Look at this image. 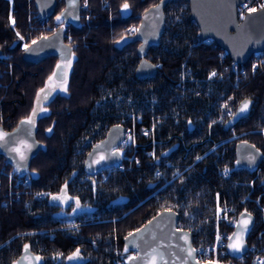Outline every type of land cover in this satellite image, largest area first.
I'll use <instances>...</instances> for the list:
<instances>
[{
    "label": "trees",
    "instance_id": "obj_1",
    "mask_svg": "<svg viewBox=\"0 0 264 264\" xmlns=\"http://www.w3.org/2000/svg\"><path fill=\"white\" fill-rule=\"evenodd\" d=\"M89 1L90 18L66 29L74 46L67 91L58 88L41 103L47 111H40L36 124L43 147L27 172L30 187L2 205L9 178L1 174L0 264H15L25 245L39 264H127L133 253L124 250L125 235L166 208L179 213L177 225L191 231L196 247L213 241L218 205L237 215L251 212L247 242L264 243V158L252 169L236 164L240 140L264 155V55L256 66L250 59L234 67L215 40L199 37L189 0H169L160 40L146 54L157 71L140 77V41L126 28L138 25L159 0H108L106 7ZM63 6L59 0L55 14L43 20L35 0H13L12 7L0 0V124L6 129L31 115L58 63L55 55L25 60L17 32L27 44L49 34ZM245 97L254 101L251 113L227 127ZM116 123L135 138L120 147L123 168L87 174V152ZM5 164L0 153V168Z\"/></svg>",
    "mask_w": 264,
    "mask_h": 264
},
{
    "label": "water",
    "instance_id": "obj_2",
    "mask_svg": "<svg viewBox=\"0 0 264 264\" xmlns=\"http://www.w3.org/2000/svg\"><path fill=\"white\" fill-rule=\"evenodd\" d=\"M169 0H159L149 6L141 15V20L137 31L132 39L139 40L138 54L141 59L136 68V75L140 77L152 76L157 71L156 64L146 57L148 49L159 42L160 36L165 27L166 16L165 5ZM244 0H189L190 17L193 18L200 27L199 37L201 39L213 38L216 43L225 49L229 56L239 63L247 62L256 52L264 50V5L255 11H248L244 17L239 19L238 6ZM38 13L41 18H49L55 11L58 0H35ZM81 0H76L74 8L69 7L68 0H64L66 9L63 21L67 24L78 26L81 19ZM160 5L157 10L154 6ZM53 33H57L53 35ZM65 27L58 26L49 34L36 38V44L30 42L29 50L23 51V58L27 61L40 62L44 58L55 55L58 63L66 65L73 59V47L65 39ZM42 36H47V40H41ZM34 41V40H33ZM0 47V56L2 55ZM56 64V66H57ZM54 71L58 76L54 79H67L69 68ZM53 71V72H54ZM63 72L61 76L60 73ZM250 101L248 108L241 112L243 101ZM254 101L249 97L243 98L235 112L229 117L225 125L231 127L241 118L249 116ZM37 115L34 117V126L21 124L19 122L11 129H6L0 124V130L10 135L4 141H0V153L5 157V161L12 165L18 173H27L32 159L42 149L43 144L37 137L38 126L36 120L40 114L39 105ZM32 114V113H31ZM125 136V126L121 123L113 124L109 127L106 135L99 142L95 143L86 154L84 170L89 174H95L104 168L113 166L121 161L122 153L119 146ZM21 142L29 147L24 149L26 159L21 160L19 155L13 151L21 146ZM97 145L100 147L97 148ZM91 154V155H90ZM103 157V159H101ZM263 152L253 143L247 140H240L236 143V164L239 167L252 169L258 166L263 160ZM244 214L243 216L241 214ZM250 215V219H249ZM179 213L171 208L160 210L144 224L133 229L124 237L125 247L134 251L128 264H217L215 261L201 262L196 258V251L192 240V233L189 229L178 227ZM151 221V223H149ZM242 221H248L246 228H250L255 216L249 211L239 213L234 230L227 242L229 255L237 256L246 251L247 235ZM141 229L142 231H137ZM238 233V237L234 236ZM127 237V239H125ZM187 240V243H186ZM242 243L241 251H234L229 245ZM194 250V251H193ZM27 257V259H25ZM35 253L28 247L20 253L15 264H39Z\"/></svg>",
    "mask_w": 264,
    "mask_h": 264
},
{
    "label": "built area",
    "instance_id": "obj_3",
    "mask_svg": "<svg viewBox=\"0 0 264 264\" xmlns=\"http://www.w3.org/2000/svg\"><path fill=\"white\" fill-rule=\"evenodd\" d=\"M12 6L13 0H9ZM89 0H87V4L85 5V0H81L80 8L82 17L85 20H88L92 15V9L89 4ZM102 6H108V0H101ZM264 5V0H244L239 6V16L242 17L246 12L250 11V9H258ZM10 20L12 22L13 18L10 15ZM84 21V20H83ZM82 22V19H81ZM137 28L136 24H130L127 26L126 31L128 35H133L135 32L129 31L130 29ZM26 43L23 39L22 47H24ZM264 51L256 52L252 55V63L256 66L263 59ZM231 63L234 67H237L240 64L237 60L232 59ZM188 71L187 73H189ZM187 75V74H186ZM185 75H182V79H185ZM148 132V131H147ZM133 135V134H132ZM148 154H153V150H149ZM130 159H135L136 163H139L138 158L133 156L129 157ZM132 159V160H133ZM117 166L123 168V164L119 162ZM7 173L9 178V189H8V197L4 196L1 204L6 205L9 203V200H18L22 197V193L24 189L30 187V181L27 174L18 173L11 165L6 163L0 168V177L1 174ZM102 172V171H101ZM157 174H161V170H156ZM96 175V174H95ZM88 176V175H87ZM86 176V177H87ZM3 189L1 180H0V190ZM45 194L44 191L39 193V196ZM264 212V209H263ZM238 215L232 212L230 206L223 208L220 205L217 206V225L216 231L214 235V239L211 243L201 244L195 247L196 258L201 261H215L218 264H224L229 262L230 260H235L236 264H261L264 262V243H247L246 251L237 256H230L231 259H224V256L228 254L227 250V242L232 234L234 226L237 222ZM264 221V216H263ZM264 230V229H263ZM261 234H259L260 236ZM229 255V254H228ZM118 264H125L124 261H119Z\"/></svg>",
    "mask_w": 264,
    "mask_h": 264
},
{
    "label": "snow or ice",
    "instance_id": "obj_4",
    "mask_svg": "<svg viewBox=\"0 0 264 264\" xmlns=\"http://www.w3.org/2000/svg\"><path fill=\"white\" fill-rule=\"evenodd\" d=\"M68 2H69V7L70 8H74L75 7L76 0H68ZM86 4H87V0H85V5ZM154 7L158 10L160 5H155ZM123 8L125 10H127L129 8V4L128 3H124L123 4ZM250 11H255V9H250ZM66 12H68L67 9L64 12H61V14L56 17V20H57V22H59L61 24V27L63 25V19L65 17ZM129 31L137 32V31H139V29L138 28H133V29H130ZM56 34L57 33H53V35H56ZM17 36L21 40L24 39V37L21 36L19 32H17ZM40 39L41 40H47L48 37L47 36H42ZM121 39H123V37H121ZM36 43H37V41H35V40L32 41V44H36ZM117 43H119V41H117ZM24 47H25V51H28L30 46L29 45H25ZM62 67L63 68H70L71 64L69 62L68 64L63 65V66L61 64H57V66H56L57 70H61ZM60 75L61 76L63 75L62 71H61ZM212 75L214 76V75H216V73L213 72ZM57 76H58V73L56 71H54L52 73V75L49 76V78H48L49 82L45 85V88L40 89V92L37 94V104L38 105H41L42 101H47L49 99V97L51 96L52 92L56 91L58 88L61 91H67L66 79H57L56 82H53L54 78L57 77ZM249 103H250V101H248V100L243 101L242 104H241L240 111L241 112L245 111L248 108ZM39 110L43 111V112L47 111V109L43 108L42 105L39 108ZM36 115H37V109L34 108L32 110V114L29 117H27L26 119L22 120L21 124H28V125H33L34 126V123H35L34 117ZM48 131H51V129H49ZM145 134H147V133H145ZM9 135H10L9 133H5L2 130H0V141H4L5 138L8 137ZM130 139H131V137H130ZM28 147L29 146L27 144H24L23 142H21V146L14 148L13 151H15L19 155L21 160H25L26 156H25L24 149H26ZM99 147L100 146L97 145V148H99ZM101 159H103V157H101ZM197 159H201V158L197 157ZM65 188H66V186H65ZM52 199L53 200H61L62 202H66L68 199H72V198L71 197H63V196H53ZM76 205H77V207H79V201L78 200L76 201ZM241 215L243 216L244 214L242 213ZM249 219H250V215H249ZM149 223H151V221ZM242 223L244 224V230H247L246 226H247L248 221H242ZM137 231H142V230L138 229ZM132 235H133V233H129V236H132ZM233 235L238 237V233H234ZM125 239H127V237ZM186 243H187V240H186ZM229 247L232 248L234 251L238 252V251H241V249L243 247V244L242 243L233 244V245H229ZM27 250H28V245H25V251H27ZM124 250H125V252H127L128 251V247L126 246ZM78 255H79V250H77L76 253L73 254V256L69 257V259H73V258H75ZM25 259H27V257H25ZM36 259H39V257H37ZM129 259H136V257H129ZM261 264H264V262H261Z\"/></svg>",
    "mask_w": 264,
    "mask_h": 264
},
{
    "label": "bare ground",
    "instance_id": "obj_5",
    "mask_svg": "<svg viewBox=\"0 0 264 264\" xmlns=\"http://www.w3.org/2000/svg\"><path fill=\"white\" fill-rule=\"evenodd\" d=\"M206 39H210V40H214L213 38H205V39H202V40H206ZM264 51V50H263ZM231 59H233V58H231ZM230 117H231V115H230ZM226 122V121H225ZM133 131H131V129L129 128V129H126V127H125V136H124V139L122 140V142H121V144H120V147L122 146V145H124L125 144V142H127V141H129V139H130V137H132V140H135V138L133 139ZM149 150H151L150 148L149 149H147V154H148V151ZM150 155V154H149ZM113 166H116V164L115 165H113ZM229 254V253H228ZM231 256V255H230Z\"/></svg>",
    "mask_w": 264,
    "mask_h": 264
},
{
    "label": "rangeland",
    "instance_id": "obj_6",
    "mask_svg": "<svg viewBox=\"0 0 264 264\" xmlns=\"http://www.w3.org/2000/svg\"><path fill=\"white\" fill-rule=\"evenodd\" d=\"M12 24H14L13 20H12ZM58 25H59V24H58ZM60 25H61V24H60ZM33 37H34V36H31V38H33ZM33 40H35V39H33ZM33 40H32V41H33ZM24 42L27 43V41H26L25 38H24ZM22 44H23V43H22ZM250 59H252V57H250ZM250 59H249V60H250ZM48 82H49V81H48ZM34 107H35V105H34ZM34 107H33V109H34ZM42 107L45 108L44 104L42 105ZM29 116H30V115H29ZM29 116H28V117H29ZM26 118H27V117H26ZM194 247H196V246H194Z\"/></svg>",
    "mask_w": 264,
    "mask_h": 264
},
{
    "label": "flooded vegetation",
    "instance_id": "obj_7",
    "mask_svg": "<svg viewBox=\"0 0 264 264\" xmlns=\"http://www.w3.org/2000/svg\"><path fill=\"white\" fill-rule=\"evenodd\" d=\"M53 82H56V79H54ZM42 102H43V101H42ZM42 102H41V103H42Z\"/></svg>",
    "mask_w": 264,
    "mask_h": 264
}]
</instances>
